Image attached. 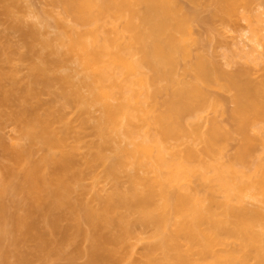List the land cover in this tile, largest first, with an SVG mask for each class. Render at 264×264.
Wrapping results in <instances>:
<instances>
[{"label": "bare ground", "instance_id": "6f19581e", "mask_svg": "<svg viewBox=\"0 0 264 264\" xmlns=\"http://www.w3.org/2000/svg\"><path fill=\"white\" fill-rule=\"evenodd\" d=\"M255 1L0 0V264H264Z\"/></svg>", "mask_w": 264, "mask_h": 264}, {"label": "rangeland", "instance_id": "374dc122", "mask_svg": "<svg viewBox=\"0 0 264 264\" xmlns=\"http://www.w3.org/2000/svg\"><path fill=\"white\" fill-rule=\"evenodd\" d=\"M257 1V2H256ZM255 2L257 3H253L255 6H256V8H257V10H261V11H263L264 10V0H256ZM33 2V4H34V6H35V8L37 9V7L40 9L41 8V6H43L45 3L48 5V3L50 2H48V0H31V3ZM48 2V3H47ZM46 5V6H47ZM254 5H253V7H254ZM45 6V5H44ZM252 7V8H253ZM44 8V7H43ZM244 8V7H243ZM240 9H241V7H240ZM241 10H243L244 11V9H241ZM254 10H255V7H254ZM242 11V12H243ZM201 12H202V15H203V17L202 18H209L210 17V11H209V8H206V7H203L202 9H201ZM0 19H1V21H2V18H3V16H2V9H1V5H0ZM238 18H239V21H235V24H234V22H233V25L232 24H230V28L232 27L233 29H230L229 30V33L227 32L226 34H223V36L220 38L219 37V39H218V41H217V39L215 40V42L213 41V43H210V40L208 39V38H206V35H205V27H203V26H205V24H201V23H199V24H197L196 26H195V31H196V33H197V37L199 38V41H200V43H201V46L203 47V49L206 51V52H212L214 55H215V57H216V59L220 62V63H222V64H225V62H226V59L224 58V54L225 53H235L236 51H237V49H234V48H238L239 47V44H241V43H237V42H240V41H242V43H244V44H246V46H248V44L249 43H247V37L245 36V35H247L246 33H247V31H245L247 28H245V27H247V25H246V22H245V20H243V19H241L240 20V17L238 16ZM237 18V19H238ZM231 22V23H232ZM1 23V22H0ZM1 25V24H0ZM199 25V26H198ZM246 25V26H245ZM0 28H1V26H0ZM245 31V32H244ZM16 34H18V33H16ZM242 36H241V35ZM246 37V38H242V37H244V36ZM15 36V35H14ZM18 37H19V35H17ZM17 36H15V38L17 37ZM241 36V37H240ZM17 37V38H18ZM201 38V39H200ZM209 40V41H208ZM220 40V41H219ZM245 40V41H244ZM249 42V41H248ZM216 44V45H215ZM238 44V45H237ZM214 47H216V48H214ZM212 49H211V48ZM247 48V47H246ZM248 48H249V46H248ZM209 50V51H208ZM236 50V51H235ZM264 51V47H260V51ZM214 51V52H213ZM230 51V52H229ZM234 51V52H233ZM262 51V52H263ZM225 52V53H224ZM238 62H240V63H238ZM237 63L235 62V63H229L230 65L228 66V65H225V67H227L228 69H231V70H233L234 68H237L238 67V65H245V62L242 60H240V61H238ZM244 63V64H243ZM261 66V65H260ZM260 69H262V67H259V69L258 70H260ZM260 72L258 71V73H257V70H256V75H255V77L256 78H259L260 77V75L262 74V73H264V70H263V72L261 71V73L259 74ZM263 75V74H262ZM220 95H221V93H220ZM222 96H226V99L223 97V99L224 100H226L227 102H225L226 103V105L228 104V100H227V98H228V96H227V94H225L224 95V93H222V95H221V97ZM230 103V102H229ZM230 105L231 104H228L226 107L228 108V106L230 107ZM5 118V117H4ZM6 118H8V117H6ZM221 118V117H220ZM1 121L3 120V118L2 119H0ZM5 120V119H4ZM223 120V122L224 123H227V125H229V123H230V120H229V117H228V112L222 117V119H221V121ZM229 120V121H228ZM8 121V123H6L5 121H3V126L1 127V122H0V145H1V147H0V155H2V156H0V160H3V157H4V155H5V152H4V150H3V141H5V142H7V141H9V135H13V132L15 131L14 129V131L12 130V122H11V120L9 119V120H7ZM9 124H11V126L9 125ZM9 127H11V128H9ZM4 133H3V132ZM11 131V132H10ZM2 133H3V136H2ZM8 133V134H7ZM5 134H7V136L8 137H6V135ZM4 138V139H3ZM237 140L236 139H234V141H231L230 143H229V148L227 149L228 151H227V153L228 154H233V152H234V150H235V147L237 146V142H236ZM2 151H3V153H2ZM227 154V155H228ZM229 156V155H228ZM6 202H8L9 203V199L7 198L6 199ZM138 250L140 249V247H138L137 248ZM137 250V252H138V254H139V251ZM141 250V249H140ZM136 252V253H137ZM137 254V255H138ZM87 258L85 257H83V256H81V257H79L77 260H76V263L77 264H86L87 262V260H86ZM35 264H44V263H42L41 261H36L35 262ZM49 264H70V262L67 260V259H56V260H53V261H49Z\"/></svg>", "mask_w": 264, "mask_h": 264}]
</instances>
